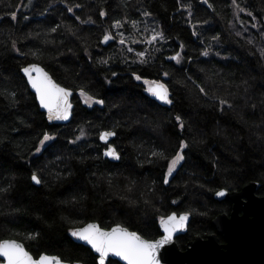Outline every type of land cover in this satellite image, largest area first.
Returning <instances> with one entry per match:
<instances>
[{"label":"trees","instance_id":"trees-1","mask_svg":"<svg viewBox=\"0 0 264 264\" xmlns=\"http://www.w3.org/2000/svg\"><path fill=\"white\" fill-rule=\"evenodd\" d=\"M237 3L245 11L232 0H0V240H21L35 257L48 253L94 264L97 255L71 228L89 221L105 228L122 224L156 239L160 216L187 211L188 230L177 237L184 249L196 236L217 231L218 214L230 213L232 202L217 198L219 190L258 182L256 194L263 196L264 0ZM89 17L95 23H81ZM116 20L122 28L113 27ZM153 28L165 40L131 43ZM108 31L116 38L104 44ZM120 32L128 44H120ZM140 51L148 63L132 62ZM177 52L182 62L170 59ZM31 62L74 90L70 122L47 121L21 72ZM133 72L167 84L173 103L155 99ZM80 86L105 104L86 105ZM217 97L232 106L221 110ZM81 128L87 135L71 143ZM104 130L117 133L118 161L104 156ZM45 131L55 139L37 153ZM180 141L188 144L185 159L164 184L167 162L151 152L171 157ZM33 172L42 184L31 180ZM30 233L39 236L32 240Z\"/></svg>","mask_w":264,"mask_h":264},{"label":"snow or ice","instance_id":"snow-or-ice-1","mask_svg":"<svg viewBox=\"0 0 264 264\" xmlns=\"http://www.w3.org/2000/svg\"><path fill=\"white\" fill-rule=\"evenodd\" d=\"M207 3V0H205ZM31 0H29V4ZM232 5L239 9V11H245V9H240L237 0H232ZM75 7H79L78 5ZM182 7H189L190 5H182ZM209 7L212 5L209 4ZM68 12L73 11V7L67 9ZM12 19L16 18V12L10 13ZM101 16L106 15V13L101 12ZM145 16L151 15L150 13H144ZM191 15V12H189ZM251 15V13H249ZM77 20H80V17H76ZM191 22V21H189ZM81 23H95L89 17L86 21H81ZM133 28L136 27L137 22L132 21ZM59 27V25H57ZM113 27L119 29L123 27V22L121 20L114 21ZM195 29V25L193 26ZM57 28H52L51 31L55 32ZM148 29L145 28V32ZM193 34H196L195 31ZM237 36H240L241 33L237 32ZM111 31L106 32L103 35V42L107 43L110 40L115 39ZM214 40L218 37H213ZM165 40V35L163 31H157L155 28L151 29V34L145 36L143 40L132 39L131 43H146L149 45H154L158 41ZM119 42L121 45H126L129 43V38H126L123 32L119 33ZM252 41H249L251 43ZM12 47L14 50L19 51L16 48V43L13 41ZM183 48V45H181ZM158 50V49H157ZM128 52H133L135 49L129 47L127 48ZM147 51V50H146ZM146 51H140L136 53V59L133 60V63H136L137 60L142 63H148ZM36 53H33L35 55ZM203 55H209L208 51H204ZM219 54V53H217ZM264 54V52H262ZM112 59L108 57L107 59L101 58V64H107ZM170 59L176 60L177 63L181 60V54L176 53L175 56ZM127 62V61H125ZM21 71L27 77V84L34 89L36 99L39 101V106L46 109L47 119L52 120H68L72 116L73 105L70 101L72 96V89L68 87L61 86L60 83H57L55 79L38 63L29 64L26 67H23ZM112 75H116L113 73ZM136 80H143L144 84L148 87L146 91L158 100L166 103L172 104L173 100L170 99L169 87L167 84L163 83L160 80H148L145 79L142 75H139L135 72L132 73ZM164 76H168L169 73H163ZM200 92L205 96L208 93L205 91L204 87H200ZM79 95L83 99V102L86 105L91 106L93 103L103 105L105 104L104 99H98L96 95L91 94L84 86H80ZM2 94V93H0ZM12 96H15V93H12ZM221 105V110L227 105L231 107L232 105L228 100L220 99L217 97ZM175 120L179 122V127L184 128V122L181 116H175ZM87 133L83 128L80 129V134L73 140L71 143H76V141L85 137ZM117 133L114 130H107L99 133V139L106 143V148L104 155L112 157L114 159H120V153L117 151L116 147L108 144L110 137L116 136ZM41 138L39 139V146L35 148L37 153L41 152L42 148L46 145L48 141L54 140L55 136L45 131L40 133ZM188 147L186 141H180L179 150L171 157H168L163 150H154L151 152V155L155 158L165 160L167 162V170L163 176V183H169V177L173 175V172L176 170L177 166L180 165L181 161L185 159L184 150ZM31 180L36 184H42L41 175L37 172H33L31 175ZM225 192L219 191L216 193L217 196H223ZM176 203V201H173ZM190 212L176 213L172 212L168 215H162L159 218L160 227L163 229V235L159 239H145L138 232L130 231L127 227L122 226L121 224H115L110 228H103L98 223H87L79 228H71L70 233L73 237L86 242L91 246V249L94 250L98 257L94 258V264H110L109 257L116 256L126 262V264H161L160 259V249L170 243L173 240V236L177 231L184 230L187 226V221L189 218ZM39 236V233H30L28 238L35 240ZM0 264H68L67 261L62 260L59 256H51L46 253H40L38 257H34L24 246L23 243L15 239H3L0 240ZM76 264H80L79 261Z\"/></svg>","mask_w":264,"mask_h":264},{"label":"water","instance_id":"water-1","mask_svg":"<svg viewBox=\"0 0 264 264\" xmlns=\"http://www.w3.org/2000/svg\"><path fill=\"white\" fill-rule=\"evenodd\" d=\"M32 63H37V62L28 63L23 67H26ZM40 66L43 67L53 77V79H55V77L52 75V73L49 70H47L42 64H40ZM22 74L24 75L23 72ZM24 77L26 78L27 81V77L25 75ZM57 83L59 82L57 81ZM61 86L66 87L62 84ZM30 90L35 94L34 89L30 87ZM73 97H74V90H72V96L69 98L73 105L72 116L75 108ZM37 103L39 104L38 100ZM40 109L45 113L47 118L46 109L42 107H40ZM72 116L68 120L49 121L47 119V121L49 123L65 124L70 122ZM114 137H110L107 143L116 147L112 143V139ZM105 157L113 161H118L117 159H114L112 157H108V156ZM258 187H259L258 182H250L244 185L242 189L239 191L230 192L226 189L219 190V191L223 190L225 194L223 196L216 195V197L219 199L228 198L229 200H231L232 210L229 214L228 213L218 214L213 219V224L216 227L217 231L215 233L208 235L207 237H201V236L195 237L194 239L189 241L186 248L182 249L177 241V237L187 232L191 218V216L189 215L186 228L184 230L177 231L173 236V240L170 243L164 245L160 249L159 255L161 259V264H264V195L259 196L256 194ZM87 223H98L100 225V223L97 221H89ZM129 230L138 232L136 230H131V229ZM161 232H162L161 235H163L162 228H161ZM220 235L223 237V241L220 240ZM160 236H158L156 239H159ZM144 238L149 239L146 237ZM6 239H15V238H6ZM18 241L23 243L21 240ZM77 241L88 246L91 249V246L88 245L86 242L81 241L79 239H77ZM25 248L27 249L26 246ZM92 251L94 252V250ZM48 255L58 256L56 254H48ZM96 255L98 257V254ZM110 258L117 259L123 264H126V262L120 259L119 257L110 256L109 259ZM67 262L68 264H76L77 261L75 262L67 261ZM79 262L80 264H85L81 261Z\"/></svg>","mask_w":264,"mask_h":264},{"label":"rangeland","instance_id":"rangeland-1","mask_svg":"<svg viewBox=\"0 0 264 264\" xmlns=\"http://www.w3.org/2000/svg\"><path fill=\"white\" fill-rule=\"evenodd\" d=\"M180 62H182V57H181V60H180ZM51 141H52V140H51ZM49 142H50V141H48L47 143H49ZM47 143H46V144H47ZM181 162H182V161H181ZM178 166H179V165H178Z\"/></svg>","mask_w":264,"mask_h":264},{"label":"flooded vegetation","instance_id":"flooded-vegetation-1","mask_svg":"<svg viewBox=\"0 0 264 264\" xmlns=\"http://www.w3.org/2000/svg\"><path fill=\"white\" fill-rule=\"evenodd\" d=\"M258 190V189H257ZM237 191H239V190H237ZM232 202V201H231ZM231 210H232V207H231ZM231 210H230V212H231ZM229 214V213H228ZM210 235V234H209ZM197 237V236H196ZM202 237V236H201ZM191 241V240H190Z\"/></svg>","mask_w":264,"mask_h":264}]
</instances>
